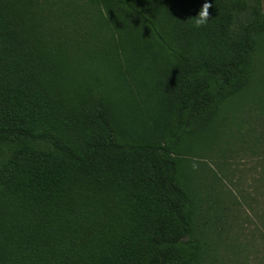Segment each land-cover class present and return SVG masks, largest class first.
<instances>
[{
	"label": "trees",
	"instance_id": "trees-1",
	"mask_svg": "<svg viewBox=\"0 0 264 264\" xmlns=\"http://www.w3.org/2000/svg\"><path fill=\"white\" fill-rule=\"evenodd\" d=\"M263 10L0 0V264H195L189 154L255 81Z\"/></svg>",
	"mask_w": 264,
	"mask_h": 264
},
{
	"label": "rangeland",
	"instance_id": "rangeland-1",
	"mask_svg": "<svg viewBox=\"0 0 264 264\" xmlns=\"http://www.w3.org/2000/svg\"><path fill=\"white\" fill-rule=\"evenodd\" d=\"M221 118L207 133L211 148L189 154L199 196L195 264H264V39L255 81Z\"/></svg>",
	"mask_w": 264,
	"mask_h": 264
},
{
	"label": "clouds",
	"instance_id": "clouds-1",
	"mask_svg": "<svg viewBox=\"0 0 264 264\" xmlns=\"http://www.w3.org/2000/svg\"><path fill=\"white\" fill-rule=\"evenodd\" d=\"M208 8H209V4L207 2L203 3L198 13L194 16L195 17L194 23L197 27L206 23L208 19V11H207Z\"/></svg>",
	"mask_w": 264,
	"mask_h": 264
}]
</instances>
